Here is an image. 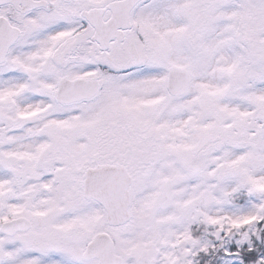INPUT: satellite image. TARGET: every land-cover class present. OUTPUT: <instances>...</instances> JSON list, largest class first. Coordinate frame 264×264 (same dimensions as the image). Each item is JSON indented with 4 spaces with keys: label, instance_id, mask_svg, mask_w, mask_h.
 <instances>
[{
    "label": "snow or ice",
    "instance_id": "1",
    "mask_svg": "<svg viewBox=\"0 0 264 264\" xmlns=\"http://www.w3.org/2000/svg\"><path fill=\"white\" fill-rule=\"evenodd\" d=\"M0 264H264V0H0Z\"/></svg>",
    "mask_w": 264,
    "mask_h": 264
}]
</instances>
